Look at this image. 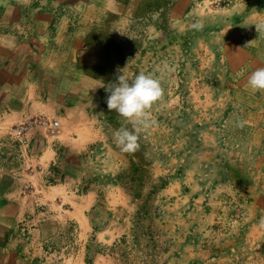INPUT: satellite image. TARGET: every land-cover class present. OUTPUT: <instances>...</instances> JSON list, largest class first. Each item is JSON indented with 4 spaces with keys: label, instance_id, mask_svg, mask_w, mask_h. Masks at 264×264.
<instances>
[{
    "label": "rangeland",
    "instance_id": "rangeland-1",
    "mask_svg": "<svg viewBox=\"0 0 264 264\" xmlns=\"http://www.w3.org/2000/svg\"><path fill=\"white\" fill-rule=\"evenodd\" d=\"M126 18L94 35L98 140L52 192L48 235L24 236L29 264H264V91L247 86L264 67V0H139ZM140 72L162 93L129 153L112 133L133 124L105 87Z\"/></svg>",
    "mask_w": 264,
    "mask_h": 264
},
{
    "label": "crops",
    "instance_id": "crops-1",
    "mask_svg": "<svg viewBox=\"0 0 264 264\" xmlns=\"http://www.w3.org/2000/svg\"><path fill=\"white\" fill-rule=\"evenodd\" d=\"M138 1L0 0V264H29L24 236L48 235L53 197L72 186L74 161L98 140L87 99L106 57L94 35L104 18L130 17ZM40 117L58 128H35L21 147L12 127ZM89 199L77 202L81 212Z\"/></svg>",
    "mask_w": 264,
    "mask_h": 264
},
{
    "label": "clouds",
    "instance_id": "clouds-1",
    "mask_svg": "<svg viewBox=\"0 0 264 264\" xmlns=\"http://www.w3.org/2000/svg\"><path fill=\"white\" fill-rule=\"evenodd\" d=\"M194 24L193 27H199ZM247 86L252 92L264 91V67H258L248 77ZM109 93L106 105L109 110H115L121 117L131 121L132 128L120 127L113 130L114 142L121 151L135 152L140 145L138 135L141 127L149 124L150 106L159 99L162 88L159 79L151 74L140 72L129 79L119 74L116 80L105 87Z\"/></svg>",
    "mask_w": 264,
    "mask_h": 264
},
{
    "label": "built area",
    "instance_id": "built-area-1",
    "mask_svg": "<svg viewBox=\"0 0 264 264\" xmlns=\"http://www.w3.org/2000/svg\"><path fill=\"white\" fill-rule=\"evenodd\" d=\"M57 126H58L57 121L49 122L47 119L43 117L34 118V119H30L25 123H21L12 127L11 136L21 147L26 148L29 141L28 138L29 134L35 128L39 127L48 130V129L56 128Z\"/></svg>",
    "mask_w": 264,
    "mask_h": 264
}]
</instances>
